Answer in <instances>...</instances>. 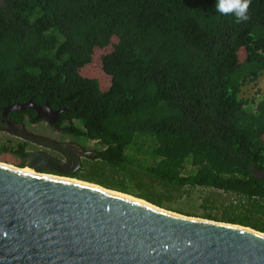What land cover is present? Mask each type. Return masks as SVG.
<instances>
[{"label":"trees","instance_id":"trees-1","mask_svg":"<svg viewBox=\"0 0 264 264\" xmlns=\"http://www.w3.org/2000/svg\"><path fill=\"white\" fill-rule=\"evenodd\" d=\"M248 14L237 23L215 0H0V116L29 100L62 109L55 127L99 146L71 177L186 215L172 203L186 190L228 195L230 210L200 217L264 233V94L243 95L264 76V0ZM104 49L101 89L82 69ZM0 131L23 168L32 144Z\"/></svg>","mask_w":264,"mask_h":264},{"label":"water","instance_id":"water-1","mask_svg":"<svg viewBox=\"0 0 264 264\" xmlns=\"http://www.w3.org/2000/svg\"><path fill=\"white\" fill-rule=\"evenodd\" d=\"M25 107L49 124L62 110L14 103L3 109L0 129L57 150L67 161L28 153L23 167L35 173L0 163V264H264V233L251 227L183 215L47 174L71 177L80 157L94 153L6 120L8 111Z\"/></svg>","mask_w":264,"mask_h":264},{"label":"rangeland","instance_id":"rangeland-1","mask_svg":"<svg viewBox=\"0 0 264 264\" xmlns=\"http://www.w3.org/2000/svg\"><path fill=\"white\" fill-rule=\"evenodd\" d=\"M106 51H108V49L96 50L94 53V62L86 65L82 69V73L84 75L97 77L100 80L101 89H106L110 84V77H108L102 71L101 65H100V58ZM239 55H240V58H242L243 52L241 51ZM262 94H264V76L260 77L256 81V83L248 84L243 89V95L249 100L250 99L253 100L254 98L258 99V97L261 96ZM26 127L29 131L34 132V133L47 135V136L57 138V139L65 138L64 135L55 133L53 129L50 128L44 121L35 123L33 125H27ZM6 137H8V135L0 131V142L4 140ZM86 145L89 149L99 148L97 143L94 141H88ZM0 161L6 162L8 164H13L19 167L18 163L20 159L12 154L3 153L0 151ZM47 174L56 175L54 173H47ZM59 176L67 177L66 175H59ZM201 192H202L201 190L195 191V192H190L186 190L180 198L178 199L176 198L174 202L172 203L176 208L189 211L188 213L191 214L189 216L194 215L195 217H200L202 215L201 213H205L209 211L217 215L222 214L224 211L231 209V202L233 203L236 202V199H234V197H229L228 195L227 196L209 195L208 196L209 199L206 200L205 197L207 196L202 194ZM173 212L179 213L177 211H173ZM180 214H183V213H180ZM183 215H186V214H183Z\"/></svg>","mask_w":264,"mask_h":264},{"label":"flooded vegetation","instance_id":"flooded-vegetation-1","mask_svg":"<svg viewBox=\"0 0 264 264\" xmlns=\"http://www.w3.org/2000/svg\"><path fill=\"white\" fill-rule=\"evenodd\" d=\"M7 113H8V112H7ZM57 117H58V116H57ZM5 118H6L7 121H11V122H15V123H23L25 127H26L27 125H33V124H35L34 122L30 123L29 121H25V120H19V121H18V120L14 119V118H9V117H7V114H6ZM56 120H57V118H56L55 121H54L53 123H51V124H49L48 122H46V121L43 120V119H42L41 121H44V122H45L50 128L53 129V131H54L55 133L60 134V135H64V134L61 132L60 129H58V128L55 127L54 123L56 122ZM0 123L4 125V122H1V121H0ZM36 123H39V122H36ZM26 129H27V127H26ZM27 131H29V130L27 129ZM29 132H31V131H29ZM31 133H34V132H31ZM34 134L42 135V134H38V133H34ZM43 136H47V135H43ZM64 136H65V138H62V139H61V138L57 139V138H53V137H50V136H47V137H50V138L54 139V140L57 141V142H64V143L74 144V145L79 146V147H80L82 150H84V151H90V152H92L91 149H89V148L87 147V145H86V143H87L88 141H84V140H82V139H79L78 137L71 136V135H64ZM28 141H29V140H28ZM29 142L32 144V146H31L30 149L28 150V153H32V152H44V153H47V154H49V155H51V156H53V157L59 159V160L62 161L63 163H66V161H67L66 157H65L64 155H62L60 152H58L57 150H54V149L49 148V147L41 146V145H39V144H35L34 142H31V141H29ZM28 153H27V154H28ZM69 153H70V157H74V155H73L74 152L71 151V152H69ZM85 156H86V155L81 156V157H80V160H82V158L85 157ZM69 169H73V166H71Z\"/></svg>","mask_w":264,"mask_h":264},{"label":"clouds","instance_id":"clouds-1","mask_svg":"<svg viewBox=\"0 0 264 264\" xmlns=\"http://www.w3.org/2000/svg\"><path fill=\"white\" fill-rule=\"evenodd\" d=\"M250 0H215V11L222 16L231 15L237 23L249 20Z\"/></svg>","mask_w":264,"mask_h":264},{"label":"bare ground","instance_id":"bare-ground-1","mask_svg":"<svg viewBox=\"0 0 264 264\" xmlns=\"http://www.w3.org/2000/svg\"><path fill=\"white\" fill-rule=\"evenodd\" d=\"M1 164H5V165H8V166H12V167H15V168H20V167H17V166H14V165H11V164H8V163H5V162H2L0 161ZM22 171H25V172H29V173H35L36 171L29 168V167H23V168H20ZM51 175V174H50ZM51 176H54V177H60V178H65V179H69V180H72V181H77V182H80L78 181V179H74V178H71V177H61V176H55V175H51ZM89 184V183H88ZM120 194H124V195H128V194H125V193H121Z\"/></svg>","mask_w":264,"mask_h":264}]
</instances>
